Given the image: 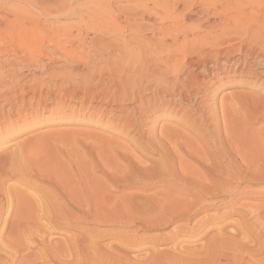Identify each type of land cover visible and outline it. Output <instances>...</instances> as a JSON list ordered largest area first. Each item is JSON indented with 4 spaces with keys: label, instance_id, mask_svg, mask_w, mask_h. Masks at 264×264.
<instances>
[{
    "label": "bare ground",
    "instance_id": "1",
    "mask_svg": "<svg viewBox=\"0 0 264 264\" xmlns=\"http://www.w3.org/2000/svg\"><path fill=\"white\" fill-rule=\"evenodd\" d=\"M141 1L143 0H137L134 6L130 5L127 8L125 6L122 7L119 13L120 14L124 13V19L122 18L124 21L121 19L123 22L128 23L131 20H133V22L134 20L136 21V17H135L136 12L135 14L133 13L134 14L133 15L131 13L132 9H129L130 7H134L137 10V17H139L141 20L145 19L143 17L144 15L147 14L146 12L149 10V7H147L148 5H146L147 2L140 3ZM145 1H151L153 5H157L159 0H145ZM172 1L170 0V2ZM258 1L262 2V5H263L264 0H258ZM258 1H257V4L255 2H251L250 6H248L250 9L249 14L252 15L251 18L247 19L245 17L240 16L239 21L233 23L234 27L240 26L242 29L245 30V32H248L247 34L248 38L245 41L249 45L246 48L247 52L245 51L244 54L241 51L242 49L239 48V45H238L239 49L237 51L233 48L235 47L234 45L233 47H227V48L218 47L219 45L217 46L216 44L219 41L217 42L213 41V42H216L215 45L213 43V45L216 47L210 48L211 49L210 51L208 49L205 51V48H204L205 45L203 44L205 43L204 41L203 43L201 42V45L199 46H196L195 44L193 45L191 43H190L191 45L188 46L189 43H187L188 44V45L186 44L188 46L186 47L187 49L184 47V45L179 47V43L178 45L175 44L176 39L178 37L177 36L178 28L175 29L172 23L168 24L169 26L166 27L165 25L168 22L167 23L165 22L166 24L164 23L165 24L164 29L161 30L158 28L159 29L158 32H157L158 29L155 31V33L153 31L152 37L150 35V38L145 37L146 38L145 39L143 38V36L145 35H142L143 32L148 31V30L149 32H151L150 30L153 29L152 28L153 25L157 22L152 21L155 23L148 24L146 22L143 23L141 20L139 21H141L142 23L133 24L134 25L133 28H130L129 31L126 30L128 32L125 31L127 33L126 39L118 34L121 37H119L117 40H114V41L112 40L115 43H112L111 45H107V47H105L106 49L104 48L103 50L104 53L105 52L107 53V50L110 51V49L111 51H113V53L114 52L117 53L114 58L115 61H113L114 60L113 59V60H110L112 62H108L109 64L103 63V65L100 63L102 65V66L100 65L99 67L100 69L99 72L101 75L98 72L96 73L99 75V80L102 86L101 91L103 89L104 93L105 91H108L107 93L109 94L111 90V93L109 94V96L103 95L102 97L108 96L107 98H109L111 95L113 100L116 101V103L118 102L117 104L118 109L126 110V112L130 110V112L133 113V116L130 114L131 117H133V119L130 120V118H128L129 121L123 122L122 124L126 123L127 127L130 128L131 131H134L135 133L139 134L141 127L143 128L142 123L144 121L151 123V125L156 124V123L158 124L161 121H165V122L171 121L172 123L176 119V116L180 113L181 119L179 120L182 121V127H189L191 129L196 128L195 134L193 131V135H190L192 136L191 139L190 138L187 139L189 136L186 135V137L187 136L188 137L184 138L185 135L183 134L185 133L183 134L181 133L183 131H178L179 133L182 134L181 135L174 130L171 131V129L168 126L167 128V127H162L163 125L161 126L159 125L160 129L159 131H157V133H160V136L163 137L165 141L162 140L163 138H160L159 135H158L159 136L158 138L153 135L150 138V140L148 138V141L145 142V145L147 146V148L151 147L152 149H156L157 153H159V155L156 154L157 156H159V159L153 158V160L155 161L158 159L157 160L158 163L157 165L155 164L156 166H154V170L151 168L152 171L146 172L142 175L141 174L136 175L135 177L132 176L133 178L130 177V175L129 177H127L126 175H125L126 177L122 176L123 178H120V179L118 176H117L118 178H114V177L110 178V180L113 183H116L119 186H122L123 184L124 186L125 185L132 186L135 184L132 181L137 179L140 182L139 187L149 188V182H155L156 184H160L161 186H164V188L167 189L166 194L164 193L159 194V195L157 194V197L155 199L152 198L153 199L152 200L150 198L147 202L146 201L143 203L141 202L142 203L141 205H138V206L136 205L134 207L133 205L131 206V203H129L130 205L127 204L128 202H130L128 200H131L132 197L136 198V196H132V197L130 196L131 198L127 199L126 201L122 199L129 206L122 204L123 203L122 200L120 201L121 202L120 205H118L119 202H114V200L113 202L111 201L112 204L114 203L117 204L113 206L110 204V202H106L107 200L106 198H103L101 197L102 195H100V197L103 198V200L105 199L104 200L105 204L108 203L106 205H103L101 203L102 199L99 198V196L97 195V192H95V190L92 192L94 188L92 190L89 188L90 191L88 190L84 193V190L82 188L80 189L78 187L77 189L75 188L74 185L70 186L66 182L68 179L65 176V174H63V172H57L56 169L51 168V165L50 166L45 165L44 167H39L37 165H34V163L32 162L33 161L32 160V150H29V149L24 150L23 148L20 147L21 146L20 144H16L17 147L16 146L14 147L15 143L11 145H7V143L4 144L11 136L13 130H16L17 125L14 123L10 125L8 123L7 125L5 124L7 119L10 120V116L7 119L5 118V122H4L3 115L4 114L7 115L6 113L7 110L3 111L4 110L3 107L0 106V147L4 146V147H1L0 149L5 148V147L9 148V146L12 147V151L9 153L7 157H5L4 159L0 158V264H264V258L261 260H258V258H256V256L260 254H264V206L262 207V205L260 206L259 205L258 206L256 205L255 206H242L241 205L239 207L236 205L235 209H233L232 207L236 204L237 198L245 196V195L249 196V194H251L250 191H254L252 189V186L258 187L257 185L260 186L264 184V169L262 168L258 169L259 167L256 169L255 168L252 169L249 167L250 163H251V167L253 163L255 165V162H253L250 157L254 156L253 154L255 153L253 152L255 151L257 152V149L255 151L252 150L253 154L250 157L246 156L247 161H248V158H250L249 160H251V162L248 161L249 164H247L248 162L245 161L246 157L243 158L244 157L243 155H245V153L244 152L242 153L239 150L241 147L238 148V146H236V143L238 145L240 143V141L237 140L238 135H240L239 134L240 132L236 133L238 132L237 128H239L238 125L240 123L236 124L237 123L236 121L238 122L243 121V118L242 120L239 121L238 119V116H240L239 114H243L245 120L247 119V114L248 113L251 114V116L248 115L250 118H252L251 120L249 119L251 122L257 121L258 119H262V117L264 116V99L257 95L258 97L256 99L249 100L247 99L249 97L247 98L244 97L245 98L244 99L242 98L243 96L241 95L236 96L238 94H234V95L232 94L233 97L231 96V99H228V100H232V102H235L238 105L241 104L240 106L241 112H237L233 107H228L225 103L224 104L226 106L223 105V102L227 101V99L225 100V98L223 97L225 101L222 102L223 99L221 100L222 106H224L222 109L223 111H221L222 113L220 112V109H219V113L221 115L220 116L221 121H219V118L215 114L216 113L215 111H213V113L215 112L213 114L212 112L208 111L207 108H205L208 104L207 105L205 104L206 106L203 105L205 106L203 107L200 103H196L195 100H192V97H193L192 87L194 84H197L198 81H201L200 80L201 76H210L215 81L217 80L218 81H222V80L232 81L236 77L246 76L249 78H254L256 79L257 82H260V84L258 83V85H255V86L259 90H262V91L264 90V9H263V12L260 13V6L258 4ZM114 2H116V0ZM193 5L188 4V5H183V7L184 9L188 11L194 7ZM113 8H115V6ZM175 11H176V7H174L173 5L171 7H164L161 10L162 15L164 17L169 16L172 12L174 14ZM198 11H201V10H198ZM216 11L217 10H215V13ZM105 13L106 12H104L102 17H100L98 20V25L102 24V28H105L106 26L109 25L110 18ZM210 13H211V10H210ZM209 14L208 16L211 15ZM70 16L71 14L69 12H64L63 14L52 16V18L54 17V20L59 19L61 17H63L62 19H65V18L70 19ZM120 16L118 15L115 16V19L117 18L119 19ZM46 17L48 16L46 15ZM148 17L149 16H147V18ZM164 17H161L158 14L157 18L159 19V23L164 22ZM80 18L81 17H79L78 19ZM26 19L27 17L25 18V20ZM73 19L74 17L72 18V20ZM244 19H247V20H244ZM35 20L37 19L35 18ZM90 20H88L87 22L90 23L89 22ZM228 20H230L229 17H228ZM2 21H3V24L5 22L6 27H10V29L12 28V31L13 29L22 30L27 27V24L22 19V17L20 18L17 15L12 16V19L10 21L7 18H3ZM32 21H30L29 24L31 23L33 24L34 21L33 22ZM206 22L207 20L205 19L204 24ZM215 22L216 21H214V23ZM240 22H241V25L239 24ZM37 24H38V20H37ZM52 24H54V22ZM174 24L176 23L174 22ZM180 24L182 23L180 22ZM211 24L212 23H210V25ZM219 24L221 25V23ZM46 25L48 24H45L43 28L46 27ZM93 25L94 23L92 25L91 23L90 25H87L88 31L94 29V26L96 24L94 26ZM115 25L116 24H114V26ZM183 25L185 24L183 23ZM35 26H36V23H35ZM187 26L189 27V23ZM49 27L47 28L49 29ZM179 27H182V26H179ZM191 27H189L190 31H191L190 29ZM209 27L212 28V25ZM111 28H109V31L107 33L111 31L110 30ZM27 29H29V31L32 30L30 28H27ZM195 29L196 28L194 26V30ZM33 30L35 31V29ZM36 30L38 29L36 28ZM40 30H43L42 27ZM123 30L124 29H122V31ZM199 30L200 29H198L197 31ZM113 31L114 29L112 28V32ZM204 31H205V28H204ZM24 32H27V31H24ZM57 32L55 33L56 35L59 33ZM97 32H101V31L98 30L94 32V34L95 33L98 34ZM215 32L216 31H214L213 33ZM219 32H220L219 34L221 35L222 30ZM43 33H45V31ZM186 33H183L184 36L182 35L185 38H186ZM216 33L214 34V36L216 35ZM229 33L230 31L228 30V34ZM123 34L125 33L123 32L122 35ZM195 34L196 33L192 34V36ZM202 34L200 33V36ZM241 34L244 35L243 32ZM107 35H104V36L106 37ZM197 35H195V37ZM110 36L111 35H109V37ZM53 37H55V35ZM57 37L58 36H56L55 38ZM99 37L100 36H98V38ZM105 37L104 39H106ZM201 37H205V36L202 35ZM115 38H117V36ZM167 39H171L173 43L169 44L168 42L167 44L166 43ZM233 39L235 38L233 37ZM46 40L51 41V40H48L47 38ZM77 41L79 40L76 39V42ZM81 41L83 42V37ZM70 42L72 44V41ZM98 43H99V40H98ZM103 43L105 44L106 42H103ZM91 44H92V41H91ZM78 45H79V42H78ZM101 45H102V42L100 46ZM241 45H243V42L241 43ZM85 48H87V46H85ZM93 51L95 50L93 49ZM98 53L100 56L103 57L102 53L101 54L100 52ZM234 53H237L236 54L238 56L237 58L233 57ZM15 54L13 55L16 56ZM94 55H95V52H94ZM96 55L98 56V54ZM25 58L26 56L24 57V61H25ZM101 60L103 61V59ZM26 62L27 61H25V63ZM192 70L196 72V74H194ZM90 72L91 74L93 73L92 70ZM185 72H187V74L189 73L190 76L189 75L184 76ZM96 73H95V76L97 75ZM191 75L193 77H191ZM103 77H104V80H101ZM92 78H94V75ZM95 78H98V77H95ZM37 80L38 78H36V81ZM89 81L87 83H89ZM11 83L12 82H8L4 80L2 76H0V103L2 102L4 103V105L12 104V107H14L13 106L14 103H17V102L23 103L26 99L30 98V97L25 98L24 96L19 98L16 96L17 94L18 96L24 95V93L20 95V92L21 93L25 92L23 91L22 85H21L22 91H20L19 93L17 92V94L15 93L16 91L15 89L17 88L14 87L15 88L14 93L16 95L12 93L10 87H8V89H10V92L7 91L6 88L8 85L13 87ZM17 83L15 84L17 85ZM108 83L110 84V86H108L109 85ZM234 85L237 87L241 86L240 82ZM2 86H4L6 91L4 89H3L4 91H2V88H3ZM84 88L86 89L87 87H84ZM27 89L30 90V87H27L26 90ZM31 89L33 90L32 87ZM86 90L88 91V89ZM203 91L204 92H201L200 90L201 93L198 92V95L201 96L199 97L197 95L199 97V98L197 97L198 100L207 99L206 98L207 92L205 93V90ZM42 94H40L39 92V95H41V97L44 95ZM87 94L89 93L87 92ZM100 94H102V92ZM100 94H98V96H100ZM95 97H97V94H95ZM202 100H199L198 102ZM91 101H92V98H91ZM112 101L109 103H112ZM126 102H127V105L131 106L130 108H127V107H126L127 109L124 108L125 106L124 104H126ZM199 104L202 106V108L199 107L200 106ZM210 106H211V103H210ZM214 108L215 107H213L212 109ZM101 109H104V107H102ZM107 109H109V107ZM10 111L11 110H8L9 113ZM19 111L20 110H18L17 115H16L17 118H19L21 115L20 114L21 111L20 112ZM126 112H123V113H125L126 115ZM107 115L109 116V114ZM205 115L207 116L210 115L212 117L208 116L209 118L205 119L204 117ZM117 116L119 115L117 114ZM109 117L111 118V116ZM123 117H126V116H123ZM112 119H114V117ZM244 122L246 121H243V123ZM145 131H147V129ZM127 132H129V130ZM209 140H211L210 141L211 143H213L214 141L215 142L217 141L216 145L207 146L206 143H208ZM234 145L236 149L234 148ZM203 146L207 147L208 153L204 154L203 151L205 150ZM140 149L141 148H139V150ZM234 149L235 150L238 149L242 154L240 152L236 153V151L233 152ZM148 152H150V150H148ZM173 153L175 154V157L173 156ZM249 153H250V150L248 154L247 153L246 154L249 155ZM153 155H155V153ZM176 156H178L179 158ZM183 158H191L192 160H194L198 164V166L202 169L203 172L196 173V172L190 171L188 166L184 163L185 160ZM255 158L256 157H254V159ZM177 161H178V165L176 164ZM190 161H187L186 163ZM193 162H192V165L196 164ZM174 165H177V167L178 166L180 167L178 172L175 171ZM25 176H29L31 179L36 180L37 182L40 181V182L49 184L50 189L46 191L45 189L40 190L42 188L40 189L36 188L34 185H32L33 183L30 184L24 179ZM110 176L111 175H108L107 179H109ZM9 183L11 184L13 183L12 186H10L11 184L8 185ZM14 183H16L17 186H15ZM13 185L15 187H13ZM250 188L252 190L249 191ZM261 190L258 189V193ZM263 192H264V189H263ZM105 195L107 196V194ZM173 195L174 196L175 195L186 196L188 199H184V200L178 199L174 197ZM128 197L129 196H126V198ZM139 197L141 196L139 195ZM139 197L137 196L136 200L138 199L139 201L140 199L143 198L142 197L139 199ZM133 202L136 203L135 200ZM230 207H232L234 211L237 208H239L238 210H236L237 212L235 211L234 214L239 216L240 222L236 225V227H234L235 229L230 228L229 232H226V231L223 232V227H220L221 224L224 223L225 219L229 217V211H228V214L225 211L223 215L221 214L222 216L218 215V217L215 216V217L210 218V217H206L207 215H204L198 221L193 222L191 226L188 225L190 221L192 220V218L197 215L208 214L213 211L228 209ZM178 222H185L186 225L179 226L180 224ZM90 223L95 226H99V225L109 226V227L117 226L120 228H124L125 230L126 229L129 230V228L136 227L140 231H143V232L164 230L166 227L174 223L175 224L178 223L179 225L177 227H174V229L170 233L169 232L168 234L166 233L165 236L156 237V238L153 237L154 239L152 240V243L154 244L155 247L156 245H170L169 246L170 249L169 247H167L168 248L167 250H161V251L157 249H153L151 253H146V254L144 253L145 255L141 256V258L138 259L137 257L136 258L137 260H131L129 259L130 257L128 258L125 255L126 254L125 252H127L128 249L140 250L138 248L143 246L142 244L145 243L147 240L144 242L143 238L139 237L140 236L139 233H138L139 236H137L138 234L135 230L134 232H130V231L126 232L127 231L126 230L125 232L120 233L122 230H124V229H121L119 233L117 232L118 234L109 233L110 236L113 235L112 236L113 239L118 240L119 243L117 244V246L113 247L112 245H104V246L97 245V242H99L103 238L106 239V237H109L108 236L109 234L105 235L107 233L104 232L105 234L103 235L102 231H100L101 233H99V231L98 232L97 231L96 232L87 231L86 226ZM74 228H77L79 233L82 234L79 239L78 237H74L73 235H70V234L66 235L65 233L66 238H65L64 243H60V242L53 243V241H51L52 240L51 237L53 236V234H56V233L59 235L64 234L65 230H70ZM213 229L220 233H216V234L214 233L215 235L213 234L211 237L209 236L210 238L207 239L204 244H201V246L197 249V251H193L192 249H184L183 246L185 245H182V244L194 243L204 238L208 234H210V232ZM148 238L150 239V237ZM147 254H150V255H147Z\"/></svg>",
    "mask_w": 264,
    "mask_h": 264
},
{
    "label": "rangeland",
    "instance_id": "2",
    "mask_svg": "<svg viewBox=\"0 0 264 264\" xmlns=\"http://www.w3.org/2000/svg\"><path fill=\"white\" fill-rule=\"evenodd\" d=\"M112 1L111 0H103V1L102 0H0V76H2V78L4 80H6L8 82H12L11 84L13 87L8 85L6 88L7 91L10 92V89H11L12 93H14V91L16 90L15 93L17 94V92L19 93L20 91H22V89H21V85H22L23 91H25V92H22V93L20 92V95L23 93H24V95L18 96V94L17 95L15 93L14 94L19 98H21L23 96L25 98L30 97L24 101L25 103L24 102L23 103H20V102L14 103V105H13L14 107H12V104L11 105H7V104L4 105V103H2V102L0 103V106H2L4 109L3 111L7 110L6 111L7 115L6 114L3 115L4 122H5V118L7 119L10 116V120L7 119L5 124L7 125V123H8L10 125V124L14 123L17 125L16 130H13L11 136L9 137V139L4 144L7 143V145H11V144L15 143L14 147L16 146V144H20L21 145L20 147L23 148L24 150H27V149L32 150V160H33L32 162L34 163V165H37L39 167H44L45 165L46 166L51 165V168L56 169L57 172H63V174H65V176L68 179V180L66 179L67 180L66 182L70 186L74 185L75 188H77V189H78V187L80 189L82 188L84 190V193L86 191H88V190L90 191V189L92 190L94 188L92 190V192L94 190H95V192H97V195L99 196V198L102 199L101 203L103 205L108 204V203L105 204V202H104L105 199L103 200V198H106L107 199L106 202H110V204L114 206L117 204H115V203L112 204L113 200H114V202H119L118 205H120L121 204L120 201L122 199H124L126 201L127 199H130L132 196H136V198H137V196L139 197V195H140L141 197H139V199L143 197L142 199L139 200L140 202L138 201V199L136 200L135 197H132L131 200H128L130 202H128L127 204L131 203V206L133 205L135 207L136 205L137 206L141 205L145 201L147 202L150 198L155 199L157 197V194L158 195L163 194V193L166 194L167 189L164 188V186H161L160 184H156L155 182H149V188H142V187H139L140 182L137 179L132 181L133 183H135L132 186H126V185L124 186V184L122 186H119L118 184L113 183L110 180V178L111 177H114V178L119 177V179H120V178H123L126 176L129 177V175H130V177H132V176L135 177L136 175H140V174L142 175L146 172L152 171V169L154 170V166L157 165V163H158L157 160L159 159V156H157L156 154L159 155V153H157L156 149H152L151 147L147 148V146L145 145V142L148 141V138L150 140V138L153 135L156 136L157 138L160 136V133H157V131H159L161 125H163L162 127L168 126L171 129V131H173V130L176 132L183 131L181 133L182 134L185 133V134H183V135H185L184 138H187L189 136L187 139H189V138L191 139L192 136H190V135H193V131L195 134L196 128L191 129L189 127H182V121L179 120V119H181L180 113L176 116V119L172 123H171V121H168V122L167 121L166 122L161 121L158 124L156 123V124L151 125V123H149L147 121H146L147 122L146 123L144 121L142 123L143 128L141 127L139 134L135 133L134 131H131L130 128L127 127L126 123L122 124L123 122H128L129 121L128 118H130V120L133 119V117H131V115L133 116V113H131L130 110L128 112H126V110L118 109V105H117L118 102L116 103V101L113 100L111 95H110L111 98L110 97L107 98L109 96V94L111 93V90H110L109 94L107 93L108 91H105V93H104L103 89L101 91L102 86H101V83L99 80V75L96 73V72H98L100 74V72H99L100 65L101 64L103 65V63L109 64L108 62H112L110 60H113L117 54L115 52L113 53V51H111V49H110V51L107 50V53L105 52L106 54H108V55H106L103 52L104 48L107 47V45H111L112 43H115L113 41L117 40L121 36L126 39V35H127L126 32H128L130 28L134 27L133 24L142 23V22L143 23L146 22V23L150 24V23L157 22L153 25V27H152L153 29L150 30L151 32H149V30L143 32L142 35H145V36H143V38H145V37L150 38V35L152 37L153 31L155 33V31L158 28L162 30V29H164L165 26L167 27V26H169L168 24L172 23L174 25L175 29L178 28L177 32L179 35L177 34L178 37L176 39L175 44L178 45V43H179V47L184 45V47L186 48V47L190 46L191 44H193V45L195 44L196 46H199V45H201V42L203 43V41H204L205 43H203V44L205 45L204 46L205 51L207 49L210 51L211 50L210 48L216 47L214 45L216 44L217 41H219L216 44L217 46L219 45L218 47L227 48V47H233V45H234L235 47H233V48L236 51L239 48H241L242 49L241 51L244 54L245 51L247 52L246 48L249 45L245 41L248 38V36H247L248 32H245V30L242 29L240 26L234 27L233 23L238 22L240 16L245 17L247 19L251 18L252 15L249 14L250 9L248 6H250L251 2H255L257 4L258 0H221V1H219V0H195V1L194 0H186V2H185V0H175V1L171 0L172 2H170V0H159L157 5H153V3L151 1L143 0L140 3H146L147 2L146 5H148L147 7H149L150 12L148 10L146 12L147 14L144 15V17H143L145 19L141 20L139 17H137V10L134 7H130L129 9H132L131 10L132 14L133 13L135 14V12H136V14H135L136 21L134 20V22H133V20H131L128 23L123 22L124 21L123 20L124 19V13L120 14L119 12L121 11L122 7H124V6L126 8L130 5L134 6L136 4L137 0H130V1L127 0V2H126V0H116V2L119 4L114 2L115 0H112ZM129 3H131V4H129ZM188 4L189 5L194 4L193 5L194 7L192 6L193 10L191 9V10L187 11L186 9H184L183 5H188ZM212 4H214V5H212ZM258 4L260 6V13H262L263 9H264V3L262 5V2L258 1ZM172 5L174 7H176V11L174 12V14L172 12L169 16L164 17L162 15L161 10L164 7H171ZM229 5H230V7H229ZM114 6H115V8H113ZM119 6H120V8H119ZM178 7L181 9H179ZM196 7H198V8H196ZM220 8H222V9H220ZM198 10H201V11H198ZM210 10H211V13H210ZM215 10H217L216 13H215ZM219 10L221 11V13ZM189 11H191V12H189ZM197 11L199 13L200 12L201 13L199 14ZM64 12H69L71 14V16H70L71 20L69 18L62 19L63 17H61L59 19H55L56 20L55 21L54 17L52 18V16L60 15V14H63ZM104 12H106L105 14L107 16H109V18H110L109 19V25L106 26L107 28L106 27L102 28V24L98 25V20L100 17H102ZM207 12H208V14L210 13L211 15L209 14L210 16H208ZM240 12H242V13H240ZM158 14H159V16L164 17L163 23H159V19L157 18ZM14 15H17L20 18L22 17V19L27 24V27L25 29H22V30L16 29L17 31L15 29H13V31H12V28L10 29V27L5 26V22L3 24V21H2L3 18H7L10 21L12 19V16H14ZM46 15L48 17H46ZM117 15L118 16L122 15V16H120L119 19L117 17H116L117 19H115V16H117ZM202 15H204V16H202ZM227 15L230 18V20H228ZM147 16H149V17L147 18ZM181 16L184 18H182ZM247 16H249V17H247ZM26 17H27V19L25 20ZM34 17L38 20V24H37V20H35ZM43 17L44 18L46 17V18L44 19ZM73 17H74V19L72 20ZM79 17H81V18L78 19ZM137 18H139V19H137ZM199 18H201V19H199ZM219 18L221 20L223 19L222 21H224V22H222ZM90 19H92V20H90ZM205 19L209 23L206 22L204 24ZM247 19H244V20H247ZM32 20L33 21L35 20L33 23L34 25L32 23L29 24V22ZM88 20H90L89 22L91 23V25L93 23H94V25L96 24L95 26L93 25L94 29L89 30V31H88L87 25H90V23L87 22ZM139 20H141L142 22ZM181 20L182 21L184 20V21L182 22ZM194 20H196V21H194ZM152 21H155V22H152ZM214 21H216L217 23L216 22L214 23ZM39 22H41V23H39ZM53 22H54V24H52ZM122 22L124 25L122 24ZM165 22L166 23L168 22V23L166 24ZM174 22L176 24H174ZM180 22L182 24H180ZM202 22H203V24H202ZM35 23H36V26H35ZM44 23L48 24V25H46V27L43 28V26H45ZM183 23L185 25H183ZM188 23H189V27H191V26L193 27V28L192 27L190 28L192 32L189 30V27L187 26ZM210 23H212L211 25H212V28H214V29L209 27V26H211ZM219 23H221L222 26ZM114 24H116L117 26L116 25L114 26ZM159 24L161 25V27ZM239 24L241 25V22ZM49 25L52 28H50ZM81 25H82L83 29H82ZM178 25L182 26V27H179ZM34 26L39 30V32H38V30H36V28ZM118 26H119V28H118ZM194 26L196 28L195 30H194ZM205 26H207L208 28ZM41 27L43 30H40ZM47 27H49V29ZM108 27L109 28L112 27L114 29V31H113L114 33L112 32V28L110 29L111 31L109 33H107L109 31ZM127 27H129V28H127ZM27 28H30L32 30L29 31V29H27ZM78 28H79V30H78ZM204 28H205V31H204ZM209 28H211V29H209ZM33 29H35V31ZM122 29H124V30L122 31ZM159 29L157 30V32L159 31ZM198 29H200L199 31H201V32L197 31ZM230 29L231 30L235 29V30L231 31ZM47 30H49V31H47ZM58 30H60V31H58ZM98 30L101 32H97L98 34H96V33L94 34V32H96ZM115 30H117V31H115ZM126 30H128V31H126ZM221 30L223 33L221 32V35H220L219 31H221ZM228 30L230 31L229 34H228ZM24 31H27V32H24ZM40 31H42V32H40ZM44 31H45V33H43ZM102 31H103V33H102ZM185 31L188 33H186ZM214 31L217 32V33L215 32L216 33L215 36H214L215 33H213ZM56 32L58 33L57 35L55 34ZM118 32H120L121 34ZM123 32L125 33V34H123L124 36L122 35ZM189 32H191V33H189ZM202 32H203V34H202ZM204 32H205V34H204ZM233 32H234V34H233ZM242 32L244 33V35L241 34ZM33 33H35V34H33ZM100 33H101V35H100ZM183 33H186V38L183 37L184 36ZM194 33H196L195 35H197V34L198 35L196 37H195V35L192 36V34H194ZM200 33L205 37H201L202 35L200 36ZM102 34H104V35L109 34L111 36L109 37V35H107L105 37ZM118 34L121 36H119ZM52 35L53 36L55 35V37L56 36H58V37L55 38ZM81 35L83 37V42L81 41L82 40ZM231 35H232V37H231ZM98 36H100V37L98 38ZM102 36H104L106 39H104V37H102ZM116 36H117V38H115ZM78 37H79V39H78ZM228 37H229V39H228ZM233 37L235 39H233ZM46 38L48 40H51V41H47ZM200 38L202 41L200 40ZM230 38H231V40H230ZM76 39L79 41L76 42ZM102 39H103V41H102ZM68 40L72 41V44ZM90 40L92 41V44H91ZM98 40H99V43H98ZM107 40H109V41H107ZM73 41L77 44H75ZM213 41H216V42H213ZM78 42H79V45L81 47L78 45ZM87 42L90 44H88ZM101 42H102V45H101L102 47L100 46ZM103 42H106V43L104 44ZM168 42H169V44L173 43V41L171 39H167L166 43L168 44ZM184 42H185V44H184ZM242 42H243L244 46L241 45ZM73 43H74V45H73ZM96 43H98V44H96ZM187 43H189V45ZM213 43H214V45H213ZM228 43H230V44H228ZM238 45H239V48H238ZM77 46H79L80 48ZM85 46H87V48H85ZM93 49L95 51H93ZM243 49H244V51H243ZM97 51L100 52V54L102 53L103 57L100 56ZM94 52H95V55H94ZM13 54H15L16 56H14ZM96 54H98V56ZM113 54H115V55H113ZM236 54L237 53H234V56H233L234 58L238 57ZM104 55H106V56H104ZM25 56H26L25 61H27L26 63L24 61ZM107 57H109V58H107ZM101 59H103V61ZM104 59L107 62H105ZM88 61H90V62H88ZM91 61H92V63H91ZM113 61H115V59ZM31 62H33V63H31ZM250 62H251V60H250ZM87 64H89V65H87ZM37 66H39V67H37ZM91 70L93 72L92 74L90 72ZM15 71H17V72H15ZM187 72H188V70H187ZM187 72L184 73V76L189 75V73L187 74ZM95 73L98 76L97 75L95 76ZM194 74H196V72H194ZM93 75H94V78H92ZM192 75H193V73H192ZM192 75H191V77H193ZM95 77H98V78H95ZM36 78H38L37 81H36ZM210 78H211L210 76H201L200 77L201 81H198L197 84H194L195 86L193 85V87H192L193 93L191 92L193 94L192 100H195L196 103H200L202 106L205 104L206 105L208 104L207 105L208 107L206 105H205L206 107L205 106H203V107L207 108L208 111H210L212 113H213V111H215L216 113L215 112L214 113L218 116L219 121H221V117H220L221 115L219 113V109H220V112L223 111L222 109L226 105L228 107H233L237 112H241V108H240L241 104L238 105L235 102H232V100H228V99H231V96L233 97L234 94H238L236 96L241 95V96H243L242 98L249 97V98H247L249 100L250 99L254 100L258 96L262 97L264 99V90L263 91L259 90L255 86V85H258V83L260 84V82H257L256 79H254V78H249L246 76H239V77H236L233 79L235 81V83L233 80L232 81H230V80H222V81L217 80V81H215L214 79H212V78L210 79ZM89 79H90V81H89ZM101 80H104V77ZM88 81H89V83H87ZM96 81L99 83H97ZM238 81L241 84V86H239V87L234 85L236 83H239ZM13 83H14V85H13ZM15 83H17V85ZM96 83L99 85H97ZM97 86H99V87H97ZM108 86H110V84ZM250 86H251V88H250ZM2 87H3L2 91H4V90L6 91L4 86H2ZM8 87H10V89H8ZM14 87L17 89H15ZM27 87H30V90H28L29 88L26 90ZM31 87L33 88V90L31 89ZM84 87H87L86 89H88V91ZM198 87H199V89L201 87V89H200L201 92H204L203 90H205V93L207 92L206 93L207 99L204 98L206 100L199 99L202 101L198 102L199 101L198 98L201 97L200 95H198V92H200ZM31 91H32V93H31ZM39 92H40V94L43 93L44 95L42 94L43 96L41 97V95H39ZM71 92H72V94L74 92V94L72 95ZM87 92L89 94H87ZM101 92H102V94H100ZM27 93L28 94L30 93L29 94L30 96ZM46 94H48V95L50 94L49 97ZM70 94H71V96H70ZM95 94H97V97H95ZM98 94H100V96H98ZM103 95L104 96L108 95V96L102 97ZM44 96H45V98H44ZM92 96H94V97H92ZM226 96H227V98H226ZM223 97L225 98V100L227 99V101H226L227 103L223 102V101H225L223 99ZM91 98H92V101H91ZM36 100H38V101H36ZM41 100H42V102H41ZM112 100L114 101L115 105H114ZM219 100H220V102H219ZM221 100H222L224 106H222ZM111 101H112V103H109ZM105 103L108 105H106ZM202 103H204V104H202ZM210 103H211V106H210ZM220 103H221V105H220ZM239 103H241V102H239ZM17 104H19V105H17ZM43 104L45 107L43 106ZM246 104H247V102H246ZM20 105H21V107H20ZM88 105H89V107H88ZM113 105H114V107H113ZM124 105H125L124 106L125 109L131 107L130 105H127V102ZM201 105L199 106L200 108H202ZM221 106H222V108H221ZM29 107L32 109H30ZM42 107H44V108H42ZM91 107H92V109H91ZM102 107H104L105 110L101 109ZM108 107H109V109H107ZM213 107H215V108L217 107V108L212 109ZM8 110H11L10 113L8 112ZM18 110L21 111V112L19 111L21 114L19 118L16 117ZM113 110H114V112H113ZM118 110L120 113L118 112ZM12 112H14V113H12ZM123 112H126V115ZM106 113L109 114V116H111V118ZM115 114H116V116H115ZM117 114L119 116H117ZM239 115H240V116H238L239 121L242 120V118H243V121H246V122L243 123V121L242 122L236 121L237 122L236 124L240 123L238 125L239 128H237V126H236V128L238 129V132H236V133L240 132L239 133L240 135H238V139H237L238 141H240V143L238 142L239 145L236 143V146H238V148H240V147L242 148L244 146L242 149L241 148L239 149L242 153L243 152L245 153V155H243L244 156L243 158H245L246 156L250 157L253 153H255V154H253L254 155L253 157H250L251 160L253 162H255V165L253 163L252 167H251V163L249 164V162H248V161L251 162V160H249L250 158H248V161H247V157L245 158V161L248 162V163L247 162L246 163L250 165L249 166L250 168L256 169L259 167L258 169H260V168L264 169V147H263L264 146V116L262 117V119H258L257 121L251 122L250 120L252 118H250L248 116V115L251 116V114H249V113L247 114L246 120L244 119L243 114H239ZM123 116H126V117H123ZM206 116L207 115L204 116L205 119L212 117L210 115H208L209 117L208 116L206 117ZM113 117H114V119H112ZM119 117H121L122 119ZM115 118H116V120H115ZM120 122H121V124H120ZM165 123H167V124H165ZM144 129L145 130L147 129V131H145ZM239 129H240V131H239ZM128 130H129V132H127ZM152 131H154V132H152ZM143 133L145 134V136ZM181 133H179V134H181ZM186 135H188V136L186 137ZM243 135H245V136H243ZM140 136H142V137H140ZM244 137H245V139H244ZM160 138H163V137L160 136ZM162 140H164V138ZM210 141L211 140H209L208 143H206L207 146L208 145H210V146L214 145L215 146L217 143V141L216 142L214 141L213 143H211ZM241 142H243L244 144ZM142 145H143V147H142ZM139 146H141V147H139ZM144 146L148 150H150V152H148V150ZM1 147H4V146H1ZM205 147H204L205 151H203L204 154L208 153L207 147L206 148ZM139 148H141L140 149L141 151L139 150ZM234 148L236 149L235 145H234ZM235 149L233 150V152L234 151H236V153L240 152L238 149L237 150H235ZM256 149H257V152L255 151ZM151 150H152V152L153 151L154 152L152 153ZM249 150H250V153H249V155H247ZM252 150L255 152H253ZM11 151H12V147H10V146H9V148L5 147V148L0 149V158L4 159L5 157H7L9 155V153ZM154 153H155V155H153ZM173 156L175 157L174 153H173ZM176 157H178V156H176ZM254 157H256V158L254 159ZM153 158L154 159L158 158V159L155 161V160H153ZM183 159L185 160V161L184 160L183 161L188 166L190 171L196 172V173L203 172L202 169L198 166V164L194 160H192L191 158H183ZM186 159H187V161H190V160L192 162L194 161L193 163H196V164H194L196 166L192 165L191 161L188 162L189 164L186 163L187 162ZM176 164L178 165V161L176 162ZM177 165H174V168H175V171L178 172L180 167L179 166L177 167ZM255 166H257V167H255ZM177 168H178V170H177ZM149 169H151V170H149ZM108 175H111L109 177V179H107ZM29 178H30L29 176H25L24 179L27 182H29L30 184L33 183L32 185H34L36 188H38V189L42 188L40 190L45 189L46 191L50 189L49 184L44 183V182H40V181L37 182L36 180H33L31 178L29 179ZM27 179H29V180H27ZM10 184L11 183H9L8 185H10ZM12 184L10 186H12ZM14 184H15V186H17L16 183H14ZM15 186L13 185V187H15ZM257 186L258 187L252 186V189L254 191H250V190H252L251 188L249 189V191L252 194V195L249 194V196H251V197L245 195V196L237 198L236 204L234 206H232L233 209H235L236 205L239 207L241 205L242 206H255V205L260 206V205H262V207H263L264 206V192H263L264 184L260 185V186L257 185ZM258 189H260V190L262 189L261 191L263 193L261 191H259V193H258ZM255 191H257V192H255ZM105 194H107V196ZM100 195H102L101 197H103V198H101ZM126 196H129V197L126 198ZM174 197H176L178 199H182V200L188 199L186 196H181V195H175ZM133 199L136 201V203L133 202L134 201ZM124 200H122V202H123L122 204L129 206L130 204L127 205ZM249 203H250V205H249ZM246 204H248V205H246ZM232 207H230L228 209L213 211V212L208 213V214L197 215V216L192 218L190 223L188 222L189 223L188 225L191 226L193 224V222L198 221L204 215H207L206 217H210V218L215 217V216L218 217V215L222 216L225 211L228 214V211H229V217H227L225 219L224 223L221 224V226H220V227H223V232L224 231L229 232L230 228L233 229L240 222L239 216L234 214L235 211L238 210L239 208H237L234 211L232 209ZM178 223H176V224L174 223V224L166 227L164 230L151 231V232H143V231H140L136 227L129 228V230L126 229L127 230L126 231L124 228H120L117 226H110V227L109 226H103V225L95 226L91 223L86 226V230L91 231V232H96V231L98 232L99 231V233H101L100 231H102L103 235L105 233H107L105 235H108L109 233L110 234H114V233L118 234L121 231V229H124V230H122L120 233H123L125 231L126 232H129V231L134 232V230H135L137 232V234L138 233L140 234V236H139V234L137 236L143 238L144 242L146 240L147 241L142 244L143 246L138 248L140 250L128 249L127 252H125L126 253L125 255L128 258L130 257L129 259H131V260H137L136 259L137 257H138V259L141 258V256H144L146 253H151L153 249H157L160 251L161 250H167L168 249L167 247H169L170 245H156V247H155L154 244L152 243V240L156 237L165 236L166 233L167 234H168V232L170 233L174 229V227H177L178 225L179 226L186 225L185 222H178ZM253 230H254V228H253ZM65 233H66V235L70 234V235H73L74 237H78V239L82 235L81 233H79L77 228H74V229H70V230H65L64 234H60V235L57 233L53 234V236L51 237V239H52L51 241H53V243H58V242L64 243L65 238H66ZM214 233L216 234V233H220V232L213 229L210 232V234H208L204 238L194 242L195 244L194 243H184L182 245H185V246H183L184 249H192L193 251H197V249L201 246V244H204L205 241L207 239H209ZM110 234L108 235L109 237H106V239L103 238L102 240L97 242V245H102V246L112 245L113 247L117 246V244L119 243L118 240L113 239V237H112L113 235L110 236ZM148 237H150V239ZM150 240H151V242H150ZM169 249H170V247H169ZM147 255H150V254H147ZM256 258H258V260H261L264 258V254L258 255V256H256Z\"/></svg>",
    "mask_w": 264,
    "mask_h": 264
}]
</instances>
